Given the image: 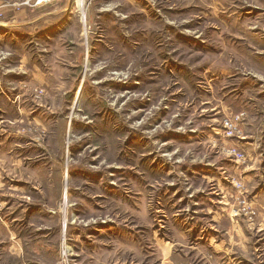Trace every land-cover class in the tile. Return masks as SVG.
<instances>
[{
    "label": "rangeland",
    "instance_id": "1",
    "mask_svg": "<svg viewBox=\"0 0 264 264\" xmlns=\"http://www.w3.org/2000/svg\"><path fill=\"white\" fill-rule=\"evenodd\" d=\"M5 21L0 71L43 76L0 97V218L27 259L160 264L162 237L180 264H264V168L242 171L264 160V130L242 144L264 0H2Z\"/></svg>",
    "mask_w": 264,
    "mask_h": 264
},
{
    "label": "crops",
    "instance_id": "2",
    "mask_svg": "<svg viewBox=\"0 0 264 264\" xmlns=\"http://www.w3.org/2000/svg\"><path fill=\"white\" fill-rule=\"evenodd\" d=\"M0 1H2V0H0ZM5 22H6L5 25L0 24V43L3 39V37L8 34V33H3V31H8L10 26H13V25L16 26V24H14L12 21H5ZM0 52H1V50H0ZM0 58H2L1 53H0ZM4 67H5V65H4ZM27 69L28 68H17V67L11 68L10 66H6V68H3V70L0 71V97H1V99H4V98L10 99L14 96V94L15 95L24 94L25 91L28 90L30 87V85L25 86V84H24L27 79L32 80L33 84H36L37 82L39 83V81H42L43 76H42L41 72H38V71L34 72V70H36V68L35 69L33 68L34 69V70H32L33 72H27ZM262 124H263V122L260 119L255 121L254 116L251 114H247L246 119H244V122L242 123V130H243L242 144L246 148H248V150H252L250 152L254 151L253 145L256 143L255 141H257L256 137H259V133H262V131L264 130V128L263 129L261 128ZM263 136H264V134H263ZM260 158H261V156L258 158L257 157L252 158V162L250 161V164L242 170L245 173L244 176H247L249 181L252 177H254L253 171L255 169L264 168V160L262 161L261 160L262 158L261 159ZM263 187L264 186H260L256 189V187L253 186V184H251V185L249 184L250 190L256 189L254 192L255 195H257V193L261 194V192L264 190ZM222 197L225 198V195L223 194ZM261 199L263 200L262 196H261ZM2 218H0V225H2L3 228H5L8 231L9 236H7L8 239L6 241L0 242V249L3 251V253H7L8 255L13 253L16 257L15 261H17L18 264H30V261H32L31 264H36L35 260L27 259L23 255V251H22L23 248H22L20 241L16 240V241L11 242V240H10L11 230L9 229V226L6 223V220L2 219ZM211 219L213 220L214 225L219 224L220 217L218 216V214L215 211H213V214L211 215ZM188 227L191 228V224H189ZM188 227L187 228L182 227L178 231V234L180 235V237L187 238L188 231L190 232V228H188ZM202 227H204V226H201V228ZM230 227H231V225H230ZM210 236H211V238H213V235H210ZM180 240H181V238L180 239H165L162 237L157 238L156 243L159 246V249L162 253V259H161L160 264H180V262L177 261V258L179 256L176 255L175 254L176 252H174V250H173V247L176 244H181ZM205 240H207V239H205ZM193 243L195 245L198 244L199 245L198 248L203 247V246H200V245H202V243H197L196 239L193 241ZM209 243H210V237H208V243H207L209 245L208 249L206 247H204V248L215 253L216 250H214V248ZM12 245H13V247H15L14 249H16L14 252L11 251V249L13 248ZM213 246H215V244ZM217 248H218V246H217ZM217 248L215 246V249H217ZM173 256H174V258H173ZM0 262H1V257H0ZM82 264H85V263H82Z\"/></svg>",
    "mask_w": 264,
    "mask_h": 264
}]
</instances>
